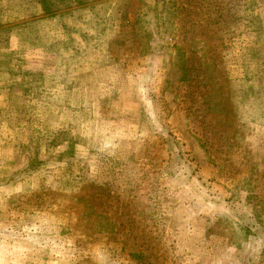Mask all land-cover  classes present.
I'll return each mask as SVG.
<instances>
[{"label": "rangeland", "instance_id": "1", "mask_svg": "<svg viewBox=\"0 0 264 264\" xmlns=\"http://www.w3.org/2000/svg\"><path fill=\"white\" fill-rule=\"evenodd\" d=\"M0 264H264V0H0Z\"/></svg>", "mask_w": 264, "mask_h": 264}, {"label": "trees", "instance_id": "2", "mask_svg": "<svg viewBox=\"0 0 264 264\" xmlns=\"http://www.w3.org/2000/svg\"><path fill=\"white\" fill-rule=\"evenodd\" d=\"M42 7H43V11H45L46 10V7L44 6V4L42 5ZM45 9V10H44Z\"/></svg>", "mask_w": 264, "mask_h": 264}]
</instances>
